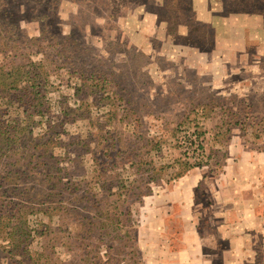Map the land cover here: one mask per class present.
<instances>
[{
	"label": "rangeland",
	"instance_id": "1",
	"mask_svg": "<svg viewBox=\"0 0 264 264\" xmlns=\"http://www.w3.org/2000/svg\"><path fill=\"white\" fill-rule=\"evenodd\" d=\"M27 59L50 170L0 186V264H187L185 198L207 264H264V0H0V85Z\"/></svg>",
	"mask_w": 264,
	"mask_h": 264
},
{
	"label": "trees",
	"instance_id": "2",
	"mask_svg": "<svg viewBox=\"0 0 264 264\" xmlns=\"http://www.w3.org/2000/svg\"><path fill=\"white\" fill-rule=\"evenodd\" d=\"M20 56H23V54L21 53ZM37 70L38 65L27 59L25 62L20 63L15 68L8 71L6 73V82L0 85V87H2L0 100L3 104V108L0 109V171L4 173L0 186L3 184L8 185L9 182L7 179L13 177L14 175L17 176V179H19L20 174L15 171L17 166L24 168L23 172L33 171L35 168L36 170L39 168L45 171L50 170L47 163L41 162V164H39L36 162V160L40 159L39 156H41V148L47 145L48 140L45 142H37L36 138L32 137L31 126L27 123L26 117L18 118L19 113L24 114V99L27 100L32 96H36L40 100L42 99V96H39L36 89L37 86L35 85L36 79L39 77ZM38 86H40V84H38ZM12 89H17L19 91V95L12 97L7 94V91ZM20 141L22 142V147L18 145ZM16 153L20 154L21 157H19V159L22 161V164L13 158ZM36 153H39L37 154L38 156ZM43 153H45V151ZM33 158L35 161L34 166H31L30 163ZM185 170L186 169L183 171ZM101 172L104 173L103 170ZM181 173H178L176 176ZM120 183L124 182L121 181ZM121 187H124V184L121 185ZM126 187L128 188V186ZM14 190L11 191L13 192ZM7 192L8 189L6 188L1 192V194H7ZM17 204L18 202H12L10 204L7 202V205L11 207L10 209H14V206ZM11 211L13 210H10V212ZM10 216L12 217L13 214H10ZM25 234L27 235V233ZM8 235H10V233ZM11 240L12 242H15L14 239ZM25 241L26 239L22 238L21 242L17 241L15 247L20 246L19 243H23Z\"/></svg>",
	"mask_w": 264,
	"mask_h": 264
},
{
	"label": "crops",
	"instance_id": "3",
	"mask_svg": "<svg viewBox=\"0 0 264 264\" xmlns=\"http://www.w3.org/2000/svg\"><path fill=\"white\" fill-rule=\"evenodd\" d=\"M189 187L185 188V193L183 192H176L174 195V197L172 196L173 192H171L169 194V197L163 196L162 197H166V201L170 202V201H174L175 197L180 195L182 199H184L183 197H188L189 196V192L188 191ZM180 193V194H179ZM162 195V194H161ZM183 196V197H182ZM164 199V198H163ZM181 209H183V216L186 219H189V221H184V224L186 225V235H188V237H185V245L187 248V264H207V261L205 260V258L203 257V251H202V242H201V236H200V232L198 230V228L196 227V223L190 221L192 219L191 215H190V211L193 205V201L192 198H185V200L179 202ZM160 223V222H159ZM234 240V239H233ZM231 242H233L232 240H230ZM234 243V242H233ZM232 243V245L234 246V244Z\"/></svg>",
	"mask_w": 264,
	"mask_h": 264
}]
</instances>
